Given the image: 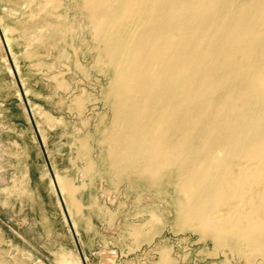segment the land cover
Returning a JSON list of instances; mask_svg holds the SVG:
<instances>
[{
  "label": "bare ground",
  "instance_id": "6f19581e",
  "mask_svg": "<svg viewBox=\"0 0 264 264\" xmlns=\"http://www.w3.org/2000/svg\"><path fill=\"white\" fill-rule=\"evenodd\" d=\"M74 1L110 72L116 176L174 182L178 226L264 261V0Z\"/></svg>",
  "mask_w": 264,
  "mask_h": 264
},
{
  "label": "rangeland",
  "instance_id": "374dc122",
  "mask_svg": "<svg viewBox=\"0 0 264 264\" xmlns=\"http://www.w3.org/2000/svg\"><path fill=\"white\" fill-rule=\"evenodd\" d=\"M74 2L0 0V264H244L178 226L174 182L114 173L110 72Z\"/></svg>",
  "mask_w": 264,
  "mask_h": 264
}]
</instances>
